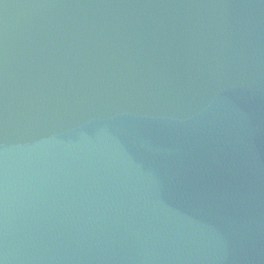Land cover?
<instances>
[{
	"label": "water",
	"instance_id": "water-1",
	"mask_svg": "<svg viewBox=\"0 0 264 264\" xmlns=\"http://www.w3.org/2000/svg\"><path fill=\"white\" fill-rule=\"evenodd\" d=\"M0 264H264V0H0Z\"/></svg>",
	"mask_w": 264,
	"mask_h": 264
}]
</instances>
